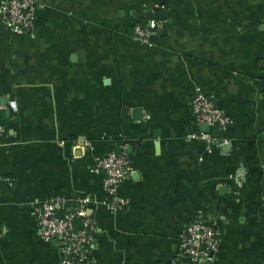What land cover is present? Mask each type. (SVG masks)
Returning a JSON list of instances; mask_svg holds the SVG:
<instances>
[{
	"label": "crops",
	"instance_id": "crops-1",
	"mask_svg": "<svg viewBox=\"0 0 264 264\" xmlns=\"http://www.w3.org/2000/svg\"><path fill=\"white\" fill-rule=\"evenodd\" d=\"M151 19L163 26L148 46L135 28ZM196 88L232 121L211 130L229 144L191 139ZM0 122L13 180L0 184V264H62L37 225L54 197L91 198L89 264L171 263L199 217L220 235L206 264H264V0H43L25 34L0 18ZM122 149L131 176L112 213L95 166Z\"/></svg>",
	"mask_w": 264,
	"mask_h": 264
},
{
	"label": "built area",
	"instance_id": "built-area-1",
	"mask_svg": "<svg viewBox=\"0 0 264 264\" xmlns=\"http://www.w3.org/2000/svg\"><path fill=\"white\" fill-rule=\"evenodd\" d=\"M43 0H2L0 18L15 34L32 32L36 27L37 10ZM163 23L151 19L135 28L137 40L150 45L151 39L157 35ZM10 108L18 111L17 102L11 100ZM192 114L196 124H207L211 130L226 127L232 121L212 101L201 88H196L191 100ZM6 128L0 122V142L6 135ZM191 139L203 141L209 147L225 146L229 141L203 132H195ZM88 146L89 143L86 142ZM211 152V148H208ZM95 170L103 175V187L107 198L104 202L112 213L123 209L118 190L120 185L131 176V159L125 149L112 151L96 161ZM246 175L243 168L231 176L238 185ZM0 183L13 186L11 177L0 172ZM91 198L81 197L73 207H69L64 197H54L36 206L37 225L42 238L46 242L56 241L60 246L62 264H89L90 252L97 243V226L88 215ZM220 248L219 229L208 219L199 217L189 223L181 234L178 253L171 264H206L215 259Z\"/></svg>",
	"mask_w": 264,
	"mask_h": 264
},
{
	"label": "water",
	"instance_id": "water-1",
	"mask_svg": "<svg viewBox=\"0 0 264 264\" xmlns=\"http://www.w3.org/2000/svg\"><path fill=\"white\" fill-rule=\"evenodd\" d=\"M138 112H141V110H137ZM200 130L201 132L203 133H207V134H210L211 133V128L207 125V124H201L200 125ZM77 152H79L80 154L82 153V151H84V148L83 147H78L76 148Z\"/></svg>",
	"mask_w": 264,
	"mask_h": 264
},
{
	"label": "trees",
	"instance_id": "trees-1",
	"mask_svg": "<svg viewBox=\"0 0 264 264\" xmlns=\"http://www.w3.org/2000/svg\"><path fill=\"white\" fill-rule=\"evenodd\" d=\"M1 184V183H0ZM167 264H171V263H167Z\"/></svg>",
	"mask_w": 264,
	"mask_h": 264
}]
</instances>
